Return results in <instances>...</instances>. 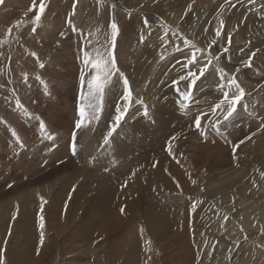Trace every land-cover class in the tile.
<instances>
[{"label": "rangeland", "instance_id": "374dc122", "mask_svg": "<svg viewBox=\"0 0 264 264\" xmlns=\"http://www.w3.org/2000/svg\"><path fill=\"white\" fill-rule=\"evenodd\" d=\"M95 1L98 0H84L80 4L85 7L76 11L72 18L73 32L60 37L59 34L55 38L51 32L40 35L42 19L34 25L30 15L28 19H22L24 22L18 27L16 25L18 30L24 31L25 49L31 53L41 52V60L25 70L31 79L36 102L49 114L47 125L68 132L66 137L53 134L52 151H43L40 163L47 153L58 162L35 178L44 175L45 179L56 173L54 180L62 178L65 181L49 183L46 189L24 188L21 195H28L30 206L22 211V207L15 205L16 209L5 211L6 222L16 224L27 221L28 216L31 218L29 209L35 215L36 205L40 203L42 216L52 217L53 224L49 228L46 223V227L39 229L46 235L52 234L47 237L55 244L44 242L36 248L39 254L18 255L13 251V243L18 250L34 245L25 236L35 233V228L16 230L15 227L10 239L0 231V255H5L6 264L17 261L33 264L32 261L38 260L43 264H264V0H116L119 7L116 16L120 20L116 23L119 35L114 48L111 47L112 22L107 20L108 28L102 29L106 22L95 16L98 14V2ZM54 2L45 0L43 14ZM85 9L89 12L87 17L92 11L93 14L85 19L88 27L84 35L78 37L76 23ZM8 10L22 11L8 7L0 14V21L12 27V19L5 15ZM34 11L39 13V8ZM221 20L223 29H220ZM32 25L39 29L36 34L27 33ZM218 29L221 31L219 37L216 36ZM20 31L13 37L5 36L2 44L15 59H18V51L24 50ZM30 39L36 40L33 46L29 45ZM214 39L216 45L212 46ZM56 43L59 46L55 47ZM225 47L227 52L223 51ZM84 50L93 59L101 55L107 59L109 52L114 53L117 67L122 69L131 89L130 103L123 100V78L118 72L105 86L102 99L94 90V94L89 95L88 82L94 73L90 65H85ZM252 53L256 55L251 56ZM193 54L198 64L191 66L192 71H198V67L208 63L209 59L211 64L191 89V99L184 100L188 81L180 80V77L187 74L189 68L185 65ZM68 55H73L70 62L66 59ZM216 56L219 59H215ZM49 57L54 60L50 61ZM19 58L18 61L27 60L26 55ZM249 58L251 67H246L244 62ZM236 68L240 69L238 73ZM19 76L16 71L11 72L8 87L7 82L0 80V118L3 125L9 117L14 118V127L21 134L19 137L16 131L12 136L4 131L9 145L0 149V162L6 163L5 169L0 166V194L14 204L20 202L21 196L12 195L9 183L14 181L17 186L25 187L34 179L25 180L24 162L13 158L12 151L18 145L22 156L28 157V151L22 148L29 143H40L37 133L41 124L44 125L39 118H33L34 130L31 132L28 119L23 120L17 112L16 100L28 98ZM232 78L246 93L237 109L241 107L246 112L259 106L262 111L257 130L249 136L245 135L241 125L231 132L230 119L224 121L219 110L215 115L212 113V106L223 100V93H228L229 97L237 94V89L230 84ZM25 85L29 86L28 83ZM92 102L98 105L93 104L94 109L89 107ZM82 106L86 113L84 126L77 129L72 119L80 120ZM174 106L178 111L173 109ZM117 107L126 112L116 131L108 137L115 123ZM202 113L208 115L202 120L201 129H197L194 119ZM93 115L98 119H93ZM217 119L219 125L214 127L213 122ZM201 132L205 135L200 142H191ZM106 137L108 143H105ZM86 156L90 158L89 166L84 160ZM113 164L129 171L128 176L120 180V185L124 179H128L124 185L138 181L139 176L145 182L135 193L137 199L132 201L135 209H125V214L130 215L129 220L117 232L108 230L106 233L103 226L92 228V216L89 217L88 212L106 208V201L95 198H104L111 193L113 182H100L104 175L109 176L108 168ZM198 175L202 179L199 182ZM147 177L148 180H144ZM112 179L115 180L113 177L109 180ZM224 179L229 182L234 179L233 183L239 188H228ZM123 187L120 186V192ZM54 191L55 196L49 199L45 212L43 201L35 196ZM69 193L72 203L63 206ZM176 198L184 199L183 210L187 212L174 225L176 219L168 211ZM78 199L81 205L77 204ZM252 206H256L253 211L257 208L259 211L252 212ZM232 208L234 212L239 208L238 214L230 213ZM112 210L114 212V206ZM212 212L224 213L227 222L218 224L221 222L219 215H215L218 219L209 221ZM58 215L66 221L67 227L55 233ZM67 216L79 226V231L70 226ZM17 236L21 238L18 240ZM229 241L235 242L234 247L227 245ZM45 253L49 255L43 257Z\"/></svg>", "mask_w": 264, "mask_h": 264}, {"label": "bare ground", "instance_id": "6f19581e", "mask_svg": "<svg viewBox=\"0 0 264 264\" xmlns=\"http://www.w3.org/2000/svg\"><path fill=\"white\" fill-rule=\"evenodd\" d=\"M84 0H76V6H75V10H74V14L76 11L81 10L82 8H84L85 6L80 5ZM98 2V1H95ZM36 7L39 8V4H40V0H36ZM62 3V4H61ZM73 3L74 1L71 0H55V2L51 5V8L48 10V12H46L45 14L42 15V22L43 25L39 31L38 28H36V32H40V35H44L46 33H52L55 38L56 36L59 37L62 36L63 34L65 35L66 33H72V29L71 26L68 23V20L72 19L74 17L73 14ZM33 4V0H4V2L2 4H0V14H3V11L8 8V7H14L15 9H19L22 12H16L15 10H8L5 12V15L10 17L14 23V25L11 27V25H6L4 23H2L0 21V73L3 72L4 76L1 77L0 76V80L1 81H5L4 83H6V86L8 87L9 84L8 82L10 81V74L13 71H16V73L20 74V83L23 84L24 86V90L26 92V94L28 95L27 99H24L22 97H20L18 100H16V105L18 107L17 112L19 113V115H21L23 120L28 119V128L29 130L32 132L34 130V123H31V121L33 120V118H39L42 122L44 123V127L43 128H39L38 133H37V138L40 140V143H29V145L25 146L24 148H22L23 150L28 151L29 155L28 157H23L22 156V152H19L20 147L18 145H16V147L14 148V150L12 151V155L13 158L18 159L20 162H24L23 163V169H24V178L25 180H33V183L30 184H25V187L23 185H16V182L11 181L9 183V185H11V189H12V195L13 196H21V200L19 203H9L8 200L5 197V195L0 194V231L2 233H4L8 239L12 238V234H13V230L16 227V230L19 229H34L35 228V233H30L27 234L25 236V239L28 240L30 243H33L34 245H32L31 247L27 248V249H21L18 250V247H15V242L13 243V251L14 253L20 255V254H25V253H35V254H39L40 252L36 250L37 246H39L41 244L40 242V237H41V232H43V243L45 242L46 244L49 243H53L48 237L47 235H52L50 233L46 232L44 233V231L40 230V217L42 216V212L43 210H41L42 206L40 205V203H37L36 205V209H35V215L34 212L29 209V215L27 221L24 222H17L16 224L12 221L10 223L6 222V218H5V211L6 209H10V208H17L15 205H17L18 207H22V211H24V209L26 208V206H30V200H28V195H21L22 190L27 187L34 189L35 187L37 188H42V189H46L49 183L52 182H58V181H65L62 178H59L57 180H54L53 177L56 176V173H52L51 175L48 176V178L44 179V175H41V177H37L35 178V176L45 172L46 170L50 169L52 166H54V164L56 162H58L57 158H53L50 154H46V157L44 158V160L42 161V163H40V158H41V154L43 151H47V152H51L54 142L51 141V137H53V134L55 133L58 137H66L67 136V131L65 130H60V129H55L51 126L48 127L47 125V120L49 118V114L46 113L45 111H43L42 109H40L38 103L36 102L37 100L35 99V95L33 93V91L31 90V85H30V81L31 79H29V77H27V72H26V68L27 67H31L32 65L36 64L38 61H40L41 57V52H29L28 50L25 49L26 45H25V37H24V31L23 30H18L16 28L17 22H24V18L28 19V15H30V18H34V16L36 14H38L36 11H27V9L31 8ZM85 4V3H84ZM67 5V6H64ZM118 4L116 2V0H105L102 2H98L97 3V9H98V14L95 15L98 20H102L106 22V25H102V29H107L108 28V21L113 22L115 21V23H118V21L120 19L117 18L116 16V11L118 9ZM96 9V11H97ZM79 12V11H78ZM106 12V13H105ZM88 11L85 9L83 16L80 18V20L76 23L77 29L75 30L76 34H79L78 37H81L84 35L86 28L88 27V25H86L85 23V19L87 20V18H91V16H88ZM22 14H24L25 16H21ZM94 16V17H95ZM57 19V20H56ZM74 19V18H73ZM73 19L71 20V22H74ZM77 19V18H76ZM89 20V19H88ZM108 20V21H107ZM56 24V25H55ZM78 24V25H77ZM34 27V25L31 26V28L27 31V33L32 32L31 29ZM60 28L62 30V28H64L62 31L58 28ZM11 28V33L9 34L8 29ZM21 33L20 36H22V42H23V51H18V59H15V55L14 57H11L12 54H10L8 52V50L6 49V47H3V40L6 39V37H13L14 34H19L16 32ZM36 32L34 34H36ZM90 34V33H89ZM122 34V33H121ZM27 35V34H26ZM6 36V37H5ZM35 39H30L28 40L29 45L33 46L35 43ZM21 42V43H22ZM75 44H78L77 42ZM92 45V42L89 44V46ZM59 46V44H55V47ZM69 49V47H66ZM80 49H82L81 46H79ZM20 49H22L20 47ZM88 49V48H87ZM16 50V49H15ZM33 53H35V55H33ZM84 56H86L88 54L87 50L83 51ZM20 55H26L27 56V60H20L18 61L20 58ZM50 61L54 60V57H49L48 58ZM67 61H71L73 59V55H68L66 57ZM42 64V63H40ZM243 68V67H240ZM259 73H262V70H258ZM118 74H122V69H119ZM71 78H73V75H71ZM26 83L29 84L25 85ZM4 97V96H3ZM177 102V101H176ZM93 104L94 102H92V108H93ZM94 106H98L97 104H94ZM179 106V105H178ZM33 109L35 110V112L33 113ZM94 109V108H93ZM174 110H176L175 106L173 107ZM184 109V108H183ZM182 109V110H183ZM178 111V110H176ZM185 112H187L185 110ZM33 113V116H31ZM182 116V113H180ZM237 114V115H236ZM239 115V116H238ZM246 115V116H245ZM249 115V116H248ZM259 115H262V111L260 110L259 106L257 107H252L250 109H248V111L243 112V109L241 107H239L237 109V111L234 113V115L229 118L230 119V128L229 130L235 131L238 129V125L242 126V130L245 131V135L249 136V134L251 132H255L257 130V127L259 125L260 119H259ZM6 124L3 125V119L0 118V149L4 150L5 147H7L8 144V139L4 138V131H8L12 136H15L14 134H18L20 137V133H18V130L14 127V118L9 117L7 119V121H5ZM78 121L75 119H72V123L76 125ZM89 130H91V127H88ZM198 138H195L193 140H191V142L196 143V142H200V140L202 139V135L197 136ZM12 139H16V138H12ZM54 140V138H53ZM32 142V141H31ZM190 142V145H194ZM19 144V143H18ZM199 144V143H198ZM43 147V149L41 148ZM21 151V150H20ZM167 157H172L170 155H167ZM30 158V160H29ZM85 161L87 160V166H89L90 164V158L89 157H85L84 159ZM30 161V163H29ZM38 162V165H35V163ZM43 164V165H42ZM0 166L5 169L6 168V163L4 162H0ZM109 176L115 178V180H109L110 177L108 175H104L103 176V181H101L100 183L103 184L106 182H113L112 186H111V193L107 194V197L104 198H95L97 200H103L106 201V208L103 211H98V210H91V212H88V216H92L91 217V221H92V228L93 229H99L100 226H103L102 229H104V231L107 233V231H113V232H117L122 225H124L130 218L129 214H125V211L123 213H121L120 209L124 208L126 209V211H130V210H134L135 207L132 206V201L134 202L135 199H137L136 194L137 192H139L142 189V184L145 182L141 180L140 176H139V180L138 181H132V182H128L126 183V185H124V183L126 181H128V179H124L122 181V184L120 185V180L126 176H128L129 171L126 168H121L115 164L111 165L109 168ZM59 172V171H58ZM61 173V172H59ZM155 174V173H153ZM239 175V174H238ZM237 175V176H238ZM236 176V177H237ZM144 180H148V177L145 178ZM201 177L198 175L197 177V181H201ZM224 181L228 184H226V186L230 189H234V188H239L238 185L234 184L233 181H235L234 179H232L230 182L227 179H224ZM139 182V184H138ZM204 182V181H203ZM119 183V185H118ZM132 184H133V189H132ZM118 185V187H117ZM35 186V187H34ZM120 186H124L123 187V191L120 192ZM1 188L2 185H0V193H1ZM114 189H117L118 191H113ZM136 189V190H134ZM33 192L30 193V197L32 196ZM56 191H54L53 193H46L45 195L43 194H39L37 196H35L36 199L38 200H42V201H46L47 203H43V207L44 210L46 212V204L49 203V199L52 196H55ZM210 197V196H209ZM81 198V197H79ZM105 198L107 200H105ZM88 199V198H85ZM34 202V201H33ZM70 203H72V198L70 197V193L67 195L66 201L64 202L63 206H67ZM77 204L81 205L80 199L77 200ZM185 202L184 199H178L176 198L174 201V205H171V209L168 211L169 215L176 219L173 224L175 225L177 222V219L182 216L183 214H185L186 209L183 210V206H184ZM112 206H114V212L112 210ZM57 209V207H55ZM256 206H252L250 207L252 212H258L259 208H257L256 211H253L252 209H255ZM239 209V208H238ZM238 209L236 212L233 211V208L229 210L230 213L232 214H238ZM234 212V213H233ZM67 215V212H66ZM190 215V212H189ZM215 215H219L221 216L220 220L221 222L218 224H225L227 222L226 220V215L224 213H218V212H212L211 216L209 217V221L214 218V219H218L217 216ZM68 217V216H67ZM44 226L46 227V223L48 224L49 228H51L53 221H52V217L48 218V217H44ZM235 219V218H233ZM68 222L70 224V226H72L73 228L77 229L79 231V226L70 220V218L68 217ZM228 225V224H227ZM8 227V230L5 231V228ZM67 227L66 221L62 218L61 215H58V217L56 218L55 221V230H53V232H57L58 229H65ZM21 237L17 236V239L19 240ZM234 241H229L227 243L228 246L234 247ZM55 244V243H53ZM185 248L183 247L182 250H184ZM67 254H72V252H68ZM3 257L5 256L4 254H2ZM43 257L46 255H49L48 253L42 254ZM184 258H188V259H192L191 256H185L183 254H181ZM193 255V252H192ZM183 257L180 258V261L183 259ZM76 258V257H75ZM5 260V257H4ZM193 262H194V255H193ZM33 264H43V262L41 260L38 261H32ZM5 264H6V260H5ZM16 264H20L18 261L16 262ZM149 264H152L149 263Z\"/></svg>", "mask_w": 264, "mask_h": 264}, {"label": "snow or ice", "instance_id": "6c2138e0", "mask_svg": "<svg viewBox=\"0 0 264 264\" xmlns=\"http://www.w3.org/2000/svg\"><path fill=\"white\" fill-rule=\"evenodd\" d=\"M3 2H4V0H0V4H2ZM98 2H102V0H98ZM75 6H76V0H74V3H73V14H74ZM233 7H234V5H233ZM35 8H36V3H35V0H33V4L31 6V8L27 9V11H34ZM189 9H191V5H189ZM44 10H45V0H40L39 13L36 14L31 21L34 25L38 24L41 21L42 14H43ZM20 23H21L20 21L17 22V27L19 26ZM68 23H69V25H71L70 19L68 20ZM144 23L147 26V24H148L147 19H145ZM110 27L112 30L111 31V47L114 48L117 36L119 35V27L115 23V21H113L111 23ZM223 27H224V22H223V20H221L220 21V29H223ZM220 29H218L216 31L217 37H219L221 35ZM11 31H12L11 28L8 29L9 34L11 33ZM31 31L33 33H35L36 27L34 26L31 29ZM229 43H230V40H229ZM215 45H216V40L214 39L212 41V46H215ZM197 51H200V49H197ZM223 51L227 52L228 48L225 47L223 49ZM33 55H35V53H33ZM209 55L211 56V53H209ZM255 55H256L255 53L251 54V56H255ZM215 59H219V56H216ZM84 62H85L86 67L90 65L91 71L94 73V75H92V79L88 82V87L90 89L89 95L91 96L95 93L96 95H98L102 99L105 86L110 82L114 73L119 71L117 64H116L114 53L109 52L107 59L102 55L99 56V58H97V59H93V58L86 55ZM197 64H198L197 57L193 54L191 56V58L188 60L187 64L185 65V67L189 68L187 74L180 77V80H187L188 81V84H187L188 90H186L183 93V99L184 100H190L191 99V96H192L191 89L195 86L196 82L202 76H204L205 72L207 71L208 67L211 64V59L208 60V63L200 65L198 67V71H192L191 66H195ZM244 65L246 67H251V58H249L247 61H245ZM40 67L43 68L44 65L41 64ZM220 71L223 72V69H221ZM235 71L238 73L240 71V69L236 68ZM121 77L123 78V84H124L123 100L130 103L132 93H131V89L128 86V80H127V78L123 77V74H121ZM81 83L82 84L84 83V76L83 75L81 76ZM174 83H179V81H174ZM230 84L237 89V94H234L233 96L229 97L228 93L225 92V93H223V97H224L223 100H221L219 103H216L214 106H212L213 115H215V113L219 110L222 113L224 121L229 120V118H231L234 115V113L236 112V109H237V105L240 103V101L246 95L244 89L237 83V80L235 78H232L230 80ZM93 90H94V93H93ZM225 101H227V106H225ZM89 107H92V105L89 104ZM97 111H98V109H97ZM116 111H117V115L115 116V123L113 124V126L111 127V130L109 131L108 137H111L112 134L116 131V128L119 126L120 122L124 118L126 109H125V112H121L120 108L117 107ZM145 114H147V113H145ZM79 115H80V120L76 123L77 129H80L82 126H84V120H85L86 113H85V108L83 106L79 110ZM207 115H208L207 113H202L200 116H198L194 119V124H195V127L197 129H201V122L204 119V117H206ZM92 118L98 119V116L93 115ZM218 125H219V119H217V121L213 122L214 127H218ZM43 127H44V125L41 124V128H43ZM201 135H205V133L201 132ZM108 137L105 138V143H108ZM173 139H175V137H173ZM249 139H250V137H249ZM73 140H75V133H73ZM240 143L242 144V143H244V141H240ZM72 147H73V151H75V143H73ZM236 147H238V145ZM169 154L171 155V152ZM9 187H11V185H9ZM43 203H46V201H43ZM41 210H43V208H41ZM120 211H121V213H123L125 211V209L121 208ZM40 228L41 229L44 228L43 216L40 217ZM141 231H143V229H141ZM43 239H44L43 232H41V237H40L41 244H43ZM0 264H5V260H4L3 255H0Z\"/></svg>", "mask_w": 264, "mask_h": 264}]
</instances>
